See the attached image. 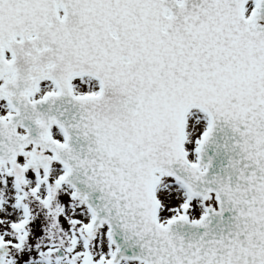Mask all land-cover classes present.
Instances as JSON below:
<instances>
[{
  "label": "snow or ice",
  "instance_id": "obj_1",
  "mask_svg": "<svg viewBox=\"0 0 264 264\" xmlns=\"http://www.w3.org/2000/svg\"><path fill=\"white\" fill-rule=\"evenodd\" d=\"M0 264H264V0H0Z\"/></svg>",
  "mask_w": 264,
  "mask_h": 264
}]
</instances>
